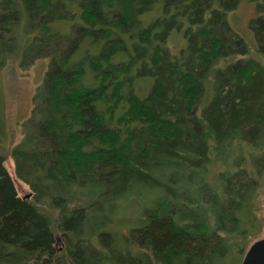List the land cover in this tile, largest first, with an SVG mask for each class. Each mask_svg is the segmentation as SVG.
Masks as SVG:
<instances>
[{
  "label": "trees",
  "instance_id": "trees-1",
  "mask_svg": "<svg viewBox=\"0 0 264 264\" xmlns=\"http://www.w3.org/2000/svg\"><path fill=\"white\" fill-rule=\"evenodd\" d=\"M244 1L0 0V68L48 60L10 155L56 212L0 155V264H214L264 171V0L258 59L228 21Z\"/></svg>",
  "mask_w": 264,
  "mask_h": 264
},
{
  "label": "rangeland",
  "instance_id": "rangeland-1",
  "mask_svg": "<svg viewBox=\"0 0 264 264\" xmlns=\"http://www.w3.org/2000/svg\"><path fill=\"white\" fill-rule=\"evenodd\" d=\"M254 16H256V6L253 2L247 0L241 3L235 11L228 14V21L231 27L248 44L251 50L250 56L258 59L255 54L254 36L249 29V21ZM186 42L183 31H175L169 38L168 46L173 53L177 54L180 49L185 47ZM19 56V53H17L3 68H0V155L6 159L5 166L14 179L18 195L34 203L40 211L47 212L54 219L56 212H51L45 205L36 204L30 187L15 176L14 161L10 155L11 149L23 138V124L31 115L33 96L43 81L48 66V60L40 59L32 66L24 69L20 66ZM224 166L225 164L222 162V167L214 168L211 177L213 188L207 184V195L212 194L211 192L215 193L213 189H216L219 185L217 177L225 173ZM255 178L257 186L254 191V206L252 205L255 218L245 216L243 223L234 227V229L243 233L238 234V232L237 234L228 235L224 230L217 231L215 235L217 238L222 239V244L216 246L217 251L213 257L214 264H241L249 247L255 241L264 237V171ZM130 209L135 215L140 212L136 206H132ZM131 215L128 216L130 224H138V217ZM97 217L100 221L103 218L100 214ZM125 223L121 224L126 231L129 226ZM54 229L56 236L59 238L60 233L56 231V225ZM57 250L62 253L63 246L61 243L57 245Z\"/></svg>",
  "mask_w": 264,
  "mask_h": 264
},
{
  "label": "water",
  "instance_id": "water-1",
  "mask_svg": "<svg viewBox=\"0 0 264 264\" xmlns=\"http://www.w3.org/2000/svg\"><path fill=\"white\" fill-rule=\"evenodd\" d=\"M241 264H264V237L249 247Z\"/></svg>",
  "mask_w": 264,
  "mask_h": 264
}]
</instances>
